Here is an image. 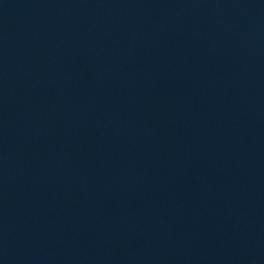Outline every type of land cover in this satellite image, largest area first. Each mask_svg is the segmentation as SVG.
Listing matches in <instances>:
<instances>
[{"label": "water", "instance_id": "obj_1", "mask_svg": "<svg viewBox=\"0 0 264 264\" xmlns=\"http://www.w3.org/2000/svg\"><path fill=\"white\" fill-rule=\"evenodd\" d=\"M0 264H264V0H0Z\"/></svg>", "mask_w": 264, "mask_h": 264}]
</instances>
